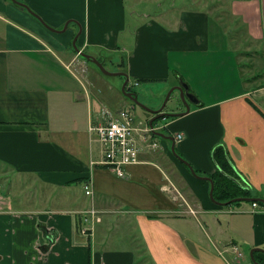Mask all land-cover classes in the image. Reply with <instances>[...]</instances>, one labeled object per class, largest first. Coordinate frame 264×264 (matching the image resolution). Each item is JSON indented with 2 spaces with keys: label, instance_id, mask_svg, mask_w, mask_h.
Segmentation results:
<instances>
[{
  "label": "crops",
  "instance_id": "1",
  "mask_svg": "<svg viewBox=\"0 0 264 264\" xmlns=\"http://www.w3.org/2000/svg\"><path fill=\"white\" fill-rule=\"evenodd\" d=\"M26 1L48 23L63 24L68 18L80 23L83 50L119 47L129 78L188 84L199 102L191 104L189 113L164 118L157 127L174 137L183 134L175 145L202 175L216 172L214 150L222 147L245 188L248 183L255 196L264 198V101L254 98L256 93L264 96V83L260 87L254 80L264 75V0H232L229 5L249 41L242 52L236 46L223 49L222 18L215 21L201 9L162 12L138 21L129 40L126 0ZM28 13L13 0H0V264H137L136 251L109 244L114 242L112 229L124 225L131 228L129 236L135 235L133 228L139 230L154 264H231L233 259L221 252L223 261L191 250L192 232L180 226L198 213H204L216 237L225 235L226 250L234 257L242 243L264 247V208L253 210L252 201H212L209 181L171 155V140L160 141L163 150L144 149L141 162L125 168V177L93 165L103 158L102 145L89 125L101 118L104 107L129 105L116 94H108L105 103L81 85L78 75L87 69L85 64L84 71L81 65L79 72L72 67L79 59L70 49L80 29L76 22L75 33L69 28L56 37ZM179 104L170 111H182ZM1 178L23 180L13 192ZM88 182L93 195L85 192ZM169 182L186 201L165 191ZM43 185L50 191L42 192ZM187 203L196 214L187 211ZM91 206L102 220L83 233L80 211Z\"/></svg>",
  "mask_w": 264,
  "mask_h": 264
},
{
  "label": "rangeland",
  "instance_id": "2",
  "mask_svg": "<svg viewBox=\"0 0 264 264\" xmlns=\"http://www.w3.org/2000/svg\"><path fill=\"white\" fill-rule=\"evenodd\" d=\"M23 1L24 3H28L26 0H20ZM232 0H126V10L128 11V19L126 22V33L128 38H130L129 40H131V38L134 37V35H131V32L134 31V28L137 26V24L139 23L138 21H140L141 23H144L147 19L148 21L151 20V18H153V16H155L157 18V15L161 14L162 12H169V11H173V12H179V10L181 9H189L191 8L192 10H205L210 12L211 18L214 19L215 21L219 20V16L222 18L221 21L223 22V25H221L223 34L221 35V42L223 43L224 47L223 49L228 50V49H235V46L238 47L236 48L239 52L243 51V47L247 44H249V41L246 39V35L245 32L242 30V26L240 25V23L236 20V18L229 12V5L231 4ZM30 6V5H29ZM31 7V6H30ZM32 8V7H31ZM33 10L36 11V13H38V11L34 8H32ZM26 10V9H25ZM34 11V12H35ZM27 12V10H26ZM55 14L64 19L65 17H62L59 13H57L56 11H54ZM148 14V15H146ZM29 16H31L35 21H37V23H39L41 26L44 25L42 24V22L37 19L36 17H34L31 13H28ZM40 15V14H39ZM69 20L66 19L63 24H55L52 21H50L48 24L49 27H47V25H44L48 30L52 31L51 33L54 34L56 37H60L63 36L67 30L69 28L74 29V33L77 31L78 29V25L75 22L70 21V23L68 24V27L65 29V31L62 32H56L54 31L52 28L58 30V29H62L66 22ZM51 27V28H50ZM78 32V31H77ZM125 33V32H124ZM79 39V37H78ZM121 41V34L119 36V42ZM78 45L81 42V39H79ZM243 44V45H242ZM54 45V44H53ZM231 46H233L231 48ZM53 47V46H52ZM55 49H57L56 47H53ZM70 49L74 52H76V50L70 47ZM101 49L95 50L92 47L87 49V52H89L90 54H93L94 56H100V55H104L106 58L105 59V67L110 70V71H117L120 68V65L118 64V61L121 59L122 55L124 54V52L122 50L116 49V50H101L100 52H96L99 51ZM237 51V53H238ZM240 55V53H238ZM253 54V53H252ZM78 59L77 62H75L73 64V68H75L78 72L80 71V65L81 64H85L87 71L85 73H83V75H78L79 76V81L81 83V85H84L87 89V91H90V94L92 96H98L101 100H103L105 103H108L107 100V96H109L108 94L114 95L116 94L119 98L124 99V101H127L125 103H127V105H131L132 102L130 99H126L123 97L122 93V84L124 82V77L121 75H108L105 73H102L100 71V69L95 66L92 62H90L89 60H85L84 58L81 57V55L78 54ZM86 61V62H84ZM246 64L247 61H245ZM246 68H250V67H246ZM253 72V71H251ZM256 72V71H255ZM255 74V73H253ZM134 77L131 76L129 78V82L128 83H133V89L137 92L138 98L139 100L145 104L146 106H148L151 109H158L163 101L165 100L169 90L174 87L175 85H171L168 86V84H170V80L169 81H164V80H133ZM254 80H256V85L257 84H262V85H257L262 87L263 83H264V75L262 74L261 77H255ZM132 81H136V82H132ZM138 81V82H137ZM85 93V92H84ZM94 95H93V94ZM155 94V95H154ZM156 96V97H155ZM106 98V99H105ZM254 98L258 101V102H262L264 101V96H260V94H254ZM179 102H181V97H180V92L178 90H175L169 97L164 110L165 111H170L172 108H180V104ZM111 103V102H110ZM98 104H95V110H98ZM185 104H183L184 106ZM111 106L115 107L116 105L111 103ZM193 106L195 107L196 105L193 104ZM109 107V106H108ZM134 107V115H135V119H136V124L141 126V127H145V126H149L148 123V119L150 117L151 112L146 110L144 107L138 105L135 103ZM111 108V107H110ZM113 109V108H111ZM114 111L116 109H113ZM172 118V116H168V119L170 120ZM165 120H163L162 118H160L157 122V126L159 124V122H163ZM143 132V131H140ZM148 139L152 138V134H146ZM157 141L158 144L160 143V141H167L169 142L170 139L167 138H162V137H157ZM98 144L97 147V151L99 153V151L101 152V145ZM151 149H155L152 151H159L163 150L161 147L158 148H151ZM165 152V151H164ZM102 153V152H101ZM170 153L172 156L176 157V155L173 153L171 147H170ZM178 153L181 154V156L186 159L184 157V155L182 153H180V151L178 150ZM100 155V153H99ZM102 157H103V153H102ZM179 160V159H178ZM187 160V159H186ZM181 161V160H179ZM184 165H186L183 161H181ZM1 169V167H0ZM1 172V171H0ZM242 179L243 176H241ZM3 178H1L2 180ZM23 179H17V178H13L11 179V181L8 182V179L4 178V180H2L4 182V184L8 187L9 190H12L13 192H16L17 188L20 187V185L22 184L21 181ZM7 181V182H6ZM179 182H182V180H178ZM184 182L180 183V185H184ZM210 183V182H209ZM248 186V183H246ZM50 191V186L46 185V186H42V192H49ZM219 193V191H218ZM50 194V193H49ZM47 194V195H49ZM45 195V194H44ZM15 196V195H14ZM17 196H21V195H17ZM33 195L29 196L28 194L26 195V199H30V201H34L33 200ZM210 196V193H209ZM210 199L213 201V199L210 196ZM235 203H237L238 201H234ZM242 203L248 202L245 201L243 202L240 201ZM251 202V201H249ZM232 204L234 209H238V206H234L236 204ZM28 208V207H27ZM134 215V214H133ZM209 218H213L215 219V215L214 214H208ZM223 217V223L225 225V228L227 229V231L231 228V226L229 227L227 225V217ZM84 219V218H83ZM184 223V227L180 226V228H183L184 231H189L188 233H190V238H188L189 242V246L191 248V250L195 253V254H200V255H210L212 257H218L223 261L222 256L219 255V252H221V254L223 255V257L227 260H232L233 262H231V264H255L254 261L251 259L250 257V251L252 249L251 246H249V243H242L241 245V249H240V254L242 255H235L234 252L230 250H226V247L224 245V236L222 235V238L220 237H216V234L214 233V231L206 224L205 222V216L204 213H198L197 217H193L191 216L190 218H188L187 220H183L182 221ZM85 223V221H84ZM176 228L177 226L172 223ZM212 226V225H211ZM214 226H216V224H214ZM126 229V230H125ZM84 227H82L81 231L83 233H88L89 230L87 231H83ZM130 230L131 228H126L125 225L123 227H115L112 229L111 231V235L113 238L112 243H109L111 246V248H115V247H123L126 246V249H130V250H134L136 251V254L138 255V263L137 264H154L153 259L151 258L149 251L144 243V240L141 237V234L139 232L138 229L133 228L134 230V236H129L130 234ZM182 231V230H180ZM229 233H232L231 230L228 231ZM196 237V242H197V247L195 248V246H193L192 240L194 238V236ZM120 237V238H118ZM258 247V246H255ZM238 249V247H237ZM258 254H260V256L263 258L264 261V253H262L261 251H257ZM136 255V256H137ZM237 257V259H235Z\"/></svg>",
  "mask_w": 264,
  "mask_h": 264
},
{
  "label": "built area",
  "instance_id": "3",
  "mask_svg": "<svg viewBox=\"0 0 264 264\" xmlns=\"http://www.w3.org/2000/svg\"><path fill=\"white\" fill-rule=\"evenodd\" d=\"M82 71L85 66L81 64ZM133 88V84H131ZM134 105L122 107L118 110H113L108 107L102 109L101 118L89 125L90 132H95L102 145L103 158L100 162H94L93 165H104L109 170L115 172L119 177L126 176L125 168L129 165L141 162L140 155L144 149L158 148L160 143L154 140L152 136L148 139L146 134L151 133L149 126L141 127L136 124L134 115ZM158 129L157 126H155ZM143 131V132H140ZM182 133L175 135L176 139H181ZM85 192L87 195H93L92 184L90 182L85 184ZM165 191L169 192L174 199H181L186 201L182 193L175 187L172 182L163 185ZM253 210L260 209L257 202H253ZM188 205V203H187ZM187 211L193 214L197 210H193L189 205ZM86 226L83 231L90 230V226L102 220L100 211L91 206L89 209L82 211Z\"/></svg>",
  "mask_w": 264,
  "mask_h": 264
},
{
  "label": "water",
  "instance_id": "4",
  "mask_svg": "<svg viewBox=\"0 0 264 264\" xmlns=\"http://www.w3.org/2000/svg\"><path fill=\"white\" fill-rule=\"evenodd\" d=\"M16 4H18L21 8L23 9H26L29 13H31L34 17H36L37 19H39L44 25H47V27H49L50 25L38 14L36 13L35 10H33L29 4L27 3H24L23 1H20V0H13ZM35 11V12H34ZM76 22L78 25H79V31L75 34L73 40H72V45H73V48L76 50V52L78 54H80L83 58H86L87 60H90L91 62H93L99 69L102 73H105V74H108V75H121L124 77V82L122 84V92L123 94L128 97L129 99H131L134 103L144 107L146 110L150 111L153 116L149 119L148 123H149V127L151 128L152 130V133L155 134L156 136L158 137H162V138H167V139H170L172 141V145H171V149L173 151V153L176 155V157L183 161L190 169V171L197 177L199 178H202V179H205V180H208L210 182V196L211 198L213 199V201L219 203V204H222V205H225L227 203H232L234 201H260V202H264V198L263 197H258V196H240V197H235V198H232L231 200L229 201H218V200H215L214 199V187H215V183H214V180L211 176L209 175H202V174H199L196 172V170L193 168V166L191 165V163L184 159L181 154H179L176 150V141H175V137L173 134L171 133H166L160 129H156L155 128V125H154V122L159 119V118H167L168 116H172V117H175V116H182L184 114H187L191 111V104L193 103H196V102H199L198 101V98L195 96L194 93H192L190 90H189V85L186 84L185 82L183 81H180V84L178 85H175L174 87H172L165 100L163 101L162 105L158 108V109H151L149 108L148 106H146L145 104H143L139 98H138V95L135 91H131L128 89L127 87V84L129 82V74L126 72V71H123V70H117V71H110L108 70L104 63L98 59L96 56H94L93 54H90L89 52L83 50L79 45H78V37L81 33V25L80 23H78L77 21H74ZM70 23V20L66 22L65 26L62 28V29H54L52 28L54 31L56 32H62V31H65V29L68 27V24ZM49 25V26H48ZM51 28V27H50ZM175 90H178L180 92V97H181V101L182 103L185 104L186 106V109L185 110H182V111H165L164 108H165V105L170 97V95L175 91ZM257 251H261L264 253V247H254L251 249L250 251V257L251 259L254 261L255 264H262L261 262H259L256 257H255V252Z\"/></svg>",
  "mask_w": 264,
  "mask_h": 264
},
{
  "label": "trees",
  "instance_id": "5",
  "mask_svg": "<svg viewBox=\"0 0 264 264\" xmlns=\"http://www.w3.org/2000/svg\"><path fill=\"white\" fill-rule=\"evenodd\" d=\"M72 44L73 43L71 41V46L73 48ZM104 57H105L104 55L97 56V58L100 59L105 65L104 61H105L106 58H104ZM84 59L87 61L86 58H84ZM119 65H120L119 70L126 71V69L124 68L125 63H123L122 60H120ZM127 87H128L129 90L135 91L131 86H129V84H128ZM121 94L123 95L124 98L129 99L128 97H126L123 94V92ZM131 102H132L133 105H135V103L132 100H131ZM152 116H153V114L151 113L149 119ZM149 119H148V121H149ZM159 119H157L154 122L155 126H157L156 124H157ZM152 136L153 137H157L153 133H152ZM176 150L178 152L177 147H176ZM213 158H214V162H215V164L217 166L216 172L211 174V177L213 178L214 183H215L214 193H213L215 200L224 202V201H229L232 198L240 197V196H255L253 194V191L250 188L249 189L247 188L249 186H246V188H245V185L243 183L244 181L241 178V175L236 171V169L232 168V163H231V160H230V158L228 156V152L226 150H224L222 147H217L214 150V157ZM185 166H187V165H185ZM196 172L201 174L198 170H196ZM218 191H219V193H218ZM258 197H260V196H258ZM239 202L240 201H238L237 203H239ZM257 203H258V205L260 207L264 208V202L257 201ZM255 257H256V259L259 262L264 264V261L258 256V252L255 253Z\"/></svg>",
  "mask_w": 264,
  "mask_h": 264
},
{
  "label": "flooded vegetation",
  "instance_id": "6",
  "mask_svg": "<svg viewBox=\"0 0 264 264\" xmlns=\"http://www.w3.org/2000/svg\"><path fill=\"white\" fill-rule=\"evenodd\" d=\"M179 103H181V105H182V107H181L182 110H185V109H186V106H185V105L183 106L184 103H182V101L179 102ZM191 106H192V105H191ZM38 225H39V227L42 229V224L38 223ZM38 247H42V243H39V244H38Z\"/></svg>",
  "mask_w": 264,
  "mask_h": 264
}]
</instances>
